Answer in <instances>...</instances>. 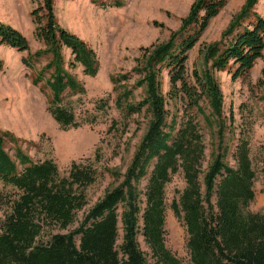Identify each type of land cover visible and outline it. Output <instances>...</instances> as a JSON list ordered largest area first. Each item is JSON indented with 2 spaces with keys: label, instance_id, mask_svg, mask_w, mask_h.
<instances>
[{
  "label": "trees",
  "instance_id": "1",
  "mask_svg": "<svg viewBox=\"0 0 264 264\" xmlns=\"http://www.w3.org/2000/svg\"><path fill=\"white\" fill-rule=\"evenodd\" d=\"M228 1L195 0L169 40L143 48V63L132 71L139 75L134 86L127 73L112 78L115 107L126 120L113 119L109 132L124 135L127 119L143 110L151 117L126 171L105 168L122 181L92 205L88 189L103 176L97 166L103 158L99 149L93 160L73 161L64 173L54 159L34 160L20 146L11 154L6 148L10 134L0 130V207L4 209L0 264H153L141 247L140 234L151 248L155 264H184L166 245V186L180 172L186 184L170 207L186 228L188 264H264V212L249 209L256 197L257 177L249 133L241 131L233 154L236 165H230L226 160L229 148L224 145L223 92L215 75L235 68L233 78L244 77L264 57V17L255 11L258 0H246L222 38L204 46L202 68L192 75L186 69L188 52ZM100 4L107 6L106 2ZM31 15L35 36L43 47L22 61L35 69L46 60L32 82L44 83L49 89L48 111L65 129L93 122L95 117L80 119L68 97L86 93L74 70L82 67L85 74L96 75L100 69L96 51L61 26L55 0H39ZM0 45L30 51L25 34L3 21ZM3 67L0 58V70ZM163 67L169 69L171 99L184 102L182 115L171 116L167 110L159 83ZM137 87L145 88L140 101L135 100ZM203 102L210 106V113ZM110 108V98L97 103L98 110ZM198 115L209 124L212 119L218 124V147L207 168ZM146 177L144 200L139 185ZM80 211H84L81 219ZM120 222L123 237L119 244Z\"/></svg>",
  "mask_w": 264,
  "mask_h": 264
},
{
  "label": "rangeland",
  "instance_id": "2",
  "mask_svg": "<svg viewBox=\"0 0 264 264\" xmlns=\"http://www.w3.org/2000/svg\"><path fill=\"white\" fill-rule=\"evenodd\" d=\"M194 1L99 0L95 3L93 0H55L56 16L61 26L91 45L100 63L96 75L85 74L82 67L74 70L78 79L84 83L86 93L68 97L76 107L80 119L95 117V120L79 127L65 129L47 109L49 89L44 87V83L35 85L32 82L33 75L46 60L42 59L35 69L27 68L22 61L24 57L43 47L42 42L35 36L36 27L31 15L38 7L39 0H0V21L22 31L30 43L29 52L0 45V58L4 62V67L0 70V130L10 134L6 138V148L13 154L14 147L20 146L37 161L52 158L64 173L73 161L89 158L93 160L99 149L103 158L97 166L103 176L88 189L89 206L102 197L107 189L119 184L122 178L115 179L105 168L112 167L121 173L126 171L147 130L151 114L143 110L128 118L127 132L122 136L120 133H110L109 127L113 119L126 120L115 107L117 93L112 78L127 73L131 75L130 85L134 86L139 80V75L132 71L138 64L143 63V48L169 40L172 33L181 27ZM245 1L229 0L219 14L211 19L195 47L188 52L186 69L189 75H192L195 69L203 67L204 46L222 38L223 31ZM101 2H106L107 6L101 5ZM114 3L121 5L116 6ZM255 11L264 17V0H258ZM193 31L192 29L189 33ZM67 55H70L69 51ZM234 69L215 72L223 92V117L227 123L224 145L228 146L229 152L226 160L230 165H236L233 154L241 131L248 132L250 155L257 173L256 197L249 209L264 212V57L258 59L244 77L234 79ZM159 83L161 92L167 99L166 107L170 115H182L184 102L171 99L172 84L167 67L162 68ZM135 97L136 101L145 97V88H135ZM103 98H110V109H97L98 101ZM202 104L207 113H210L207 102ZM197 118L204 135V168H207L217 151L218 124L217 120L211 118L210 125L202 115ZM147 182L146 177L139 185L144 200ZM185 184L180 172L166 186V245L184 264H188L190 255L187 249L186 228L170 207ZM0 191H3L1 181ZM122 211L120 206L119 212ZM83 214L84 211L79 212V219ZM3 215L4 209L0 207V216ZM122 237L123 225L120 222L119 244ZM138 238L149 260L155 264L144 235L140 234Z\"/></svg>",
  "mask_w": 264,
  "mask_h": 264
},
{
  "label": "crops",
  "instance_id": "3",
  "mask_svg": "<svg viewBox=\"0 0 264 264\" xmlns=\"http://www.w3.org/2000/svg\"><path fill=\"white\" fill-rule=\"evenodd\" d=\"M14 50V49H13Z\"/></svg>",
  "mask_w": 264,
  "mask_h": 264
}]
</instances>
